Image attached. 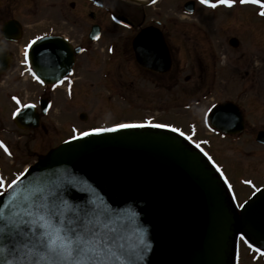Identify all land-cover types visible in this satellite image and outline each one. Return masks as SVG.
<instances>
[{
	"label": "water",
	"instance_id": "water-1",
	"mask_svg": "<svg viewBox=\"0 0 264 264\" xmlns=\"http://www.w3.org/2000/svg\"><path fill=\"white\" fill-rule=\"evenodd\" d=\"M71 53L59 39L46 38L30 47L28 60L45 83H58L71 70ZM155 58L146 60L149 67L160 53ZM167 62L169 67V57ZM10 64L0 47V77ZM33 108L16 114L20 128L37 125ZM211 115L218 129L243 128L230 103ZM258 141L264 144V132ZM55 185L68 188L73 202L87 199L107 211L99 218L100 233L112 241V254L100 257L104 264H231L235 219L229 198L204 157L171 132L131 127L90 132L54 150L16 188ZM7 203L8 196L0 199L6 214ZM240 227L264 248V191L244 206Z\"/></svg>",
	"mask_w": 264,
	"mask_h": 264
},
{
	"label": "flooded vegetation",
	"instance_id": "flooded-vegetation-1",
	"mask_svg": "<svg viewBox=\"0 0 264 264\" xmlns=\"http://www.w3.org/2000/svg\"><path fill=\"white\" fill-rule=\"evenodd\" d=\"M212 3H216V0H212ZM262 11H264V0H261L260 4L240 3L237 0L231 6L216 4L215 7L203 4L201 0H154V2L153 0H0V43L12 53L13 65L10 72H34L27 64L23 68L14 66V54L22 57L19 62L23 64L26 59L25 52L32 42L37 41L36 37L62 39L65 41L62 43L69 45L73 52L71 72L64 77L61 85H46L38 81L41 92L38 101L34 103L37 106L34 114L38 116V125L34 129H24L23 132L49 135L48 124L54 118L52 113L55 109L53 105L55 91L66 89L68 92L65 94L66 97L68 100H73V91L79 85L81 72L88 74L87 79L89 80L92 76L89 74L94 72V68L100 75L101 82H104V88H108L121 102L132 107L135 106L134 98H129L125 93L111 87L109 82L114 83V80L112 82V79L108 78V72H137V83L169 92L173 86V72H200V77H203L202 72L205 73L212 68L214 77H217L219 72L214 71L219 70L224 62L227 65L231 61L233 68L244 72L245 85L242 87L245 90L243 92L252 93L253 97L261 98L264 103L263 88L256 73L258 70L254 68L255 63L264 64V15H261ZM8 23L18 28L19 32L13 35L20 37L18 41H11L13 36L10 31L6 32L10 39L2 36L3 28ZM27 27L28 29L29 27L39 28L41 31L25 40ZM140 35L144 37L141 42H137ZM44 49L49 50L48 47H43V52ZM154 50L161 53V61L155 63L156 69H149L141 64L139 58L149 60ZM60 54L63 53L60 52ZM168 57L171 63L169 67ZM189 61L193 63L189 64ZM117 77L118 84L123 85L122 90L124 86L126 87V83L120 79L122 75H117ZM203 80L204 77L201 81ZM177 83L178 79L175 80V85ZM53 85L56 86L53 87ZM228 101L233 102L239 108V116L243 118L245 128L241 134L228 135L212 129L208 121L210 108L205 111L203 118L207 125L205 129L210 136L216 137L218 141L235 145L240 143L242 137L248 133V112L238 102ZM220 103L222 101L214 105ZM43 107L45 110L46 107L48 108L46 113H43ZM134 122H141L145 125L159 124L153 121V118H145L144 122L127 121L122 124ZM56 125L55 123L54 127L52 126L54 130H56ZM70 128L71 135L67 137L69 140L88 130L80 131L73 125ZM259 131L261 130L252 134L255 141ZM13 134L9 126L0 128V135L12 136ZM25 137L27 138L26 135H22L17 143ZM1 138L0 140H3ZM208 140L210 139L201 138L198 148L208 158L211 157L209 158L211 166L226 190L234 216L240 217L242 207L264 189V180L257 186H249L243 178L237 181L234 174L239 169L242 170L244 165L239 164V168L233 171V174L232 171L230 173L216 155L217 152L213 154L210 152L211 147ZM4 142L11 155L5 153L3 148L1 151L6 157H10V164L13 162V155L16 151L21 153V157L28 156L24 148L23 150L21 147H16L14 150L10 142ZM41 143L42 145L40 144L36 151H33L36 160L31 164L23 163L25 165H21L20 170L13 172L12 177L0 168V175L7 183L17 176L22 177L26 170L34 169L45 161L62 142L58 141L52 147L49 144L46 145L44 141ZM260 146L264 148V145ZM252 154L243 152L242 156L250 158L248 156ZM3 194L4 191L0 190V196ZM236 228L240 230L237 225ZM238 249L241 262L243 263L246 255L250 260L248 264L258 263L257 258L264 253V249H260L261 252L256 251L257 247L248 242L238 245Z\"/></svg>",
	"mask_w": 264,
	"mask_h": 264
},
{
	"label": "rangeland",
	"instance_id": "rangeland-1",
	"mask_svg": "<svg viewBox=\"0 0 264 264\" xmlns=\"http://www.w3.org/2000/svg\"><path fill=\"white\" fill-rule=\"evenodd\" d=\"M31 28L27 27L25 40L41 31L39 28ZM42 29L46 30L47 28ZM14 55V66L19 67V60L22 57L19 54ZM191 63L193 61H189V64ZM24 64L26 63L20 67L23 68ZM254 68L258 70L256 73L259 76L264 95V64L255 63ZM214 72H219V76L214 77L212 68H209L205 73L202 72L203 82L200 72H173L174 81L169 92L137 83V72H108V78L112 79V82L114 80V83L109 82L110 86L125 93L129 98H134L135 106L132 107L121 102L116 94L108 88H104V82H101V77L95 68L94 72L89 74L92 75L89 80L87 79L88 74L81 72V78L78 80L79 85L73 91V100H68L66 97L65 94H68L66 89L55 91L53 95L55 109L52 113L55 119L52 118L57 125L54 130L52 126L54 127L55 123L52 121L50 124L53 125L48 124L49 135L37 132L28 134L23 132L24 129H20L14 124L13 117L16 109L36 103L41 88L33 76V72H8L0 78V128L9 126L14 134L12 136L0 135V137L4 141L10 142L14 150L16 147L24 148L25 150H23L28 153V156L21 157V153L16 151V154L13 155V162L10 164V157H6L0 148V168L12 177L13 172L21 169V165L31 164L36 160L33 151L35 152L37 147L42 145L41 141H44L46 145L49 144L50 147L55 146L58 141H67L68 139L65 138L71 135V125L83 131L127 121L144 122L145 118H153V121L159 124H169L175 129L179 128L196 142L201 138H209L210 152L219 154L216 153L230 173L232 171L233 174V171L239 168V164L244 165L242 170L239 169L234 174L237 181L243 178L246 182L252 181L251 184L248 183L249 186L256 185V181L257 185H260L264 180V148L256 143L252 134L258 130H264V103L261 98L253 97L252 93L243 92L245 90L242 87L245 85L244 72L233 68L231 61L227 65L224 62L220 65V69ZM117 75H122L120 79H123L126 87L129 88L124 86L123 91L121 90L123 85L118 84ZM186 77H190L187 82L185 81ZM176 79H178L177 85H175ZM90 83L91 85H89ZM13 97H16L20 103L17 104ZM227 100L238 102L248 112V133L242 137L240 143L235 145L218 141L216 137L210 136L205 129L206 124L203 118V114L208 108L218 101ZM22 135H26L27 138H22L17 143ZM243 152L253 154L248 156L250 158H245L242 156ZM239 236L242 235L238 231L236 241H239ZM249 261L245 255L243 264H248ZM256 264H264V262L260 261Z\"/></svg>",
	"mask_w": 264,
	"mask_h": 264
},
{
	"label": "snow or ice",
	"instance_id": "snow-or-ice-1",
	"mask_svg": "<svg viewBox=\"0 0 264 264\" xmlns=\"http://www.w3.org/2000/svg\"><path fill=\"white\" fill-rule=\"evenodd\" d=\"M236 2L237 0H216V3H212V0H201V3L210 4L212 7L216 4L231 6ZM239 2L260 4L261 0ZM261 15H264V11ZM27 55L25 52V57ZM33 76L40 83L44 82L35 73ZM13 99L17 104L20 103L16 97ZM28 106L35 107L34 104L25 105ZM16 111L19 112L20 109L17 108ZM131 126L135 125L116 124L115 128ZM157 127L168 128L171 125L160 124ZM93 131L102 132L105 129L95 128ZM175 131L179 132L180 129L176 128ZM87 134L80 133L82 136ZM0 148L11 155L3 140H0ZM20 178L17 176L7 183L0 175V190L8 196L7 214L4 208H0V256L3 257L0 264H16L17 261L21 264H41L45 260L49 264H85V261L87 264H104L100 257L112 254L111 248L108 247L112 241L100 233L99 218L107 217V211L92 206L87 199L82 203L73 202L68 188L60 185L25 186L24 189L18 190L15 186ZM247 183L251 184L252 181ZM256 251L260 249L257 248ZM8 256L12 259H8Z\"/></svg>",
	"mask_w": 264,
	"mask_h": 264
}]
</instances>
